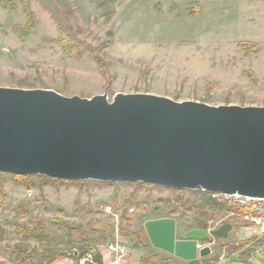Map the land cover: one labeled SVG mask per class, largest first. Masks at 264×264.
<instances>
[{"label":"rangeland","instance_id":"rangeland-1","mask_svg":"<svg viewBox=\"0 0 264 264\" xmlns=\"http://www.w3.org/2000/svg\"><path fill=\"white\" fill-rule=\"evenodd\" d=\"M15 3L14 12L0 6V86L81 97L106 90L109 99L118 92H140L211 105L264 106V0H30L36 25L27 40L13 31L27 21L22 1ZM58 24L92 47L109 41L98 49L109 65V84L86 53L71 58L62 51ZM0 180V264H15L13 248L21 243L36 250L32 263L38 261L39 243L24 240L19 227L60 239L59 248L70 257L51 264H118L133 253L141 254L144 264H166L176 260L151 244L146 221L172 218L176 230L184 231L238 221L230 209H197L190 191L139 182L75 187L35 178L26 186L7 173ZM83 236L96 246L74 259L73 241ZM198 243H209V264H264V233L257 236L241 222L226 241Z\"/></svg>","mask_w":264,"mask_h":264},{"label":"water","instance_id":"water-1","mask_svg":"<svg viewBox=\"0 0 264 264\" xmlns=\"http://www.w3.org/2000/svg\"><path fill=\"white\" fill-rule=\"evenodd\" d=\"M0 172L264 198V106L0 86ZM233 226L144 224L155 248L186 260L209 256L211 247L198 241L227 240Z\"/></svg>","mask_w":264,"mask_h":264},{"label":"trees","instance_id":"trees-1","mask_svg":"<svg viewBox=\"0 0 264 264\" xmlns=\"http://www.w3.org/2000/svg\"><path fill=\"white\" fill-rule=\"evenodd\" d=\"M23 3L24 10L26 12L27 21L24 26L20 25H14L13 31L15 34H17L21 40H27V37L29 34L33 33L35 31V25H36V16L30 9V0H21ZM16 0H0V6L10 10L11 12L16 11ZM56 32H57V42L62 49V51L71 58H78L81 57L84 53H86L96 64V67L98 71L100 72L101 76L104 78L107 84L111 81L112 77L109 73V65L105 60L99 55V48H106L107 45H109V41H104L101 46L98 48L92 47L88 42L85 40L79 39L76 36V32H74L72 29L68 28V26H64L61 24H58L56 26ZM3 173L0 172V175ZM16 178L19 182V184H23L26 186H31L35 183H33V179L37 178L39 180L47 179L50 181H56L59 183L68 184L70 186L79 187L84 184L89 185H99V184H110V183H120V181L117 182H110V181H96V180H78V181H69V180H61L56 178L47 177L44 175H14L9 174ZM122 183V182H121ZM125 183V182H124ZM127 183V182H126ZM142 185H151V184H144ZM152 186V185H151ZM161 187V186H160ZM3 184L0 180V189L2 190ZM166 188V187H163ZM172 189V188H169ZM177 190V189H174ZM178 191H190L191 193H194L196 195V200L194 201L195 206L197 209L201 210H225L230 209L233 211H238V208L232 207L227 204H220L216 202L215 200L211 199L210 195L206 191H197V190H178ZM18 232L22 234L24 237V240H36L39 243V246L41 248V253L39 256L38 261L35 264H51L55 260L64 258V257H70L69 251L62 250L59 248V245L61 244L60 239L55 236H47L43 235L41 232L36 233L38 228L28 229L23 231L20 227L17 228ZM140 234L142 238L145 237V233L142 232V229L140 230ZM1 238V237H0ZM243 241H239L238 245L241 244ZM73 245L78 246L76 255L74 253V259L78 258L79 256L84 255L87 252L92 251L95 246L96 242L93 239H89L87 237H82L77 241H73ZM13 254L15 255L14 263L15 264H34L32 263L33 256L36 254V250H28V246L26 244H18L13 248ZM77 256V257H76ZM95 260L97 262H101L100 257H95ZM166 264H174L171 261H168ZM190 264H198L196 261H192Z\"/></svg>","mask_w":264,"mask_h":264},{"label":"built area","instance_id":"built-area-1","mask_svg":"<svg viewBox=\"0 0 264 264\" xmlns=\"http://www.w3.org/2000/svg\"><path fill=\"white\" fill-rule=\"evenodd\" d=\"M211 199L220 204H227L238 208L230 211L229 215L241 222L246 228H255L256 235L264 233V198H254L238 193L208 192ZM110 247L114 249L113 245ZM122 254V253H121Z\"/></svg>","mask_w":264,"mask_h":264},{"label":"crops","instance_id":"crops-1","mask_svg":"<svg viewBox=\"0 0 264 264\" xmlns=\"http://www.w3.org/2000/svg\"><path fill=\"white\" fill-rule=\"evenodd\" d=\"M98 94V93H97ZM95 95V94H94ZM92 96V95H91ZM90 97V96H89ZM238 240H241L242 238H237ZM199 244V243H198ZM140 255L141 254H130L124 261H122L121 263H118V264H144L143 262H141L140 260ZM174 260L175 263L174 264H183L181 263L180 261H185V262H189L188 264L192 263V261H196L198 264H209V261L211 259V257L207 256V257H204V258H200L199 256H197L196 259H193V260H186V259H183V258H180L176 255H174ZM180 262V263H179Z\"/></svg>","mask_w":264,"mask_h":264},{"label":"flooded vegetation","instance_id":"flooded-vegetation-1","mask_svg":"<svg viewBox=\"0 0 264 264\" xmlns=\"http://www.w3.org/2000/svg\"><path fill=\"white\" fill-rule=\"evenodd\" d=\"M176 236H177V235H176ZM179 237H180V236H179ZM180 239H181V237H180ZM209 240H210V241H213L214 239H208V240H206V241H209ZM206 241H205V242H206ZM217 242H218V240H215V243H217Z\"/></svg>","mask_w":264,"mask_h":264}]
</instances>
